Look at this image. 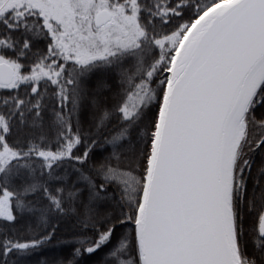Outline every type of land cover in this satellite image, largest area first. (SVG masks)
<instances>
[{"label": "snow or ice", "instance_id": "6c2138e0", "mask_svg": "<svg viewBox=\"0 0 264 264\" xmlns=\"http://www.w3.org/2000/svg\"><path fill=\"white\" fill-rule=\"evenodd\" d=\"M0 264H264V0H0Z\"/></svg>", "mask_w": 264, "mask_h": 264}]
</instances>
